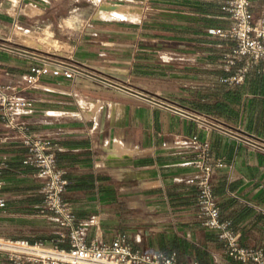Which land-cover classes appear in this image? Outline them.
I'll return each mask as SVG.
<instances>
[{
  "label": "crops",
  "instance_id": "obj_1",
  "mask_svg": "<svg viewBox=\"0 0 264 264\" xmlns=\"http://www.w3.org/2000/svg\"><path fill=\"white\" fill-rule=\"evenodd\" d=\"M224 1L138 0L137 59H79L92 76L48 73L29 84L31 67L45 55L8 33L35 28L49 1L0 0V83L22 86L33 105L21 120L57 143L68 179L64 197L78 221L89 223V240L125 235L136 248L176 253L183 264H252L226 255L217 232L201 224L198 187L187 182L197 172L186 164L195 151L183 145L197 136L214 158H224L212 178L221 217L241 233L243 246L264 250V65L252 66L239 82L234 77L243 64L227 69L229 48L209 32L229 24ZM252 5L255 21L264 22V0ZM98 31L110 44L130 32ZM20 135L0 118V161L6 160L0 193L7 199L0 233L53 245L63 229L40 212L43 180L25 163Z\"/></svg>",
  "mask_w": 264,
  "mask_h": 264
},
{
  "label": "built area",
  "instance_id": "obj_2",
  "mask_svg": "<svg viewBox=\"0 0 264 264\" xmlns=\"http://www.w3.org/2000/svg\"><path fill=\"white\" fill-rule=\"evenodd\" d=\"M222 10L229 20L228 26L211 28L209 32L222 39L229 48L227 69L238 63L243 64L237 69L239 76L234 77L239 82L252 66L264 65V22L255 21L252 0H225ZM62 57H40L42 64L31 67L26 81L29 84L35 83L48 73L68 78L93 75L79 62ZM32 105V99L23 93L20 84L0 83L1 121L7 128L21 134L20 138L28 148L25 163L34 165L37 176L43 180L40 212L58 223L63 232L53 245H48L45 241L32 243L26 239H9L0 233V264H183L176 253L141 250L125 235H119L112 241L88 239L89 223L78 221L73 206L64 197L68 179L66 170L58 163L57 143L35 135L30 126L21 120V116ZM182 113L201 123L227 131L224 125L205 116ZM233 135L250 145L263 148L251 138ZM183 145L195 151L194 158L186 164L195 166L197 172L187 182L195 183L198 187L196 204L201 224L217 232L226 255L244 263L264 264V250L243 246L240 243L241 233L232 227L230 220L221 217V206L212 178L214 170L225 165L224 158H214L209 143L200 141L197 136L184 138ZM5 166L6 160L0 161V173ZM6 206L7 199L0 193V214ZM61 241H68L69 247H61L58 244ZM192 264L200 263L194 261Z\"/></svg>",
  "mask_w": 264,
  "mask_h": 264
},
{
  "label": "rangeland",
  "instance_id": "obj_3",
  "mask_svg": "<svg viewBox=\"0 0 264 264\" xmlns=\"http://www.w3.org/2000/svg\"><path fill=\"white\" fill-rule=\"evenodd\" d=\"M46 12L37 16L36 27L25 31L13 29L8 33L12 40L37 49L50 59L65 56L79 59H137L139 18L120 16H98L105 4H125L138 6V0H48ZM102 5V6H101ZM29 6V11H34ZM151 17H147V20ZM30 23V22H29ZM127 30L128 38L116 40L114 44L104 43L105 34L98 29ZM115 39L120 33H113ZM5 34H3L4 36ZM120 43V44H119ZM57 54V55H54Z\"/></svg>",
  "mask_w": 264,
  "mask_h": 264
},
{
  "label": "bare ground",
  "instance_id": "obj_4",
  "mask_svg": "<svg viewBox=\"0 0 264 264\" xmlns=\"http://www.w3.org/2000/svg\"><path fill=\"white\" fill-rule=\"evenodd\" d=\"M97 15L101 17L120 16L136 19L141 15V11L137 6L133 5L108 3L100 8Z\"/></svg>",
  "mask_w": 264,
  "mask_h": 264
},
{
  "label": "water",
  "instance_id": "obj_5",
  "mask_svg": "<svg viewBox=\"0 0 264 264\" xmlns=\"http://www.w3.org/2000/svg\"><path fill=\"white\" fill-rule=\"evenodd\" d=\"M102 6V5H101ZM29 48H31V47H29Z\"/></svg>",
  "mask_w": 264,
  "mask_h": 264
}]
</instances>
